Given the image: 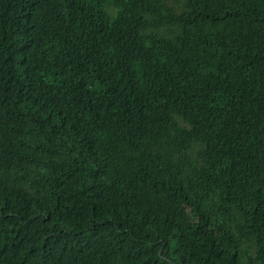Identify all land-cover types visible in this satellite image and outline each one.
Listing matches in <instances>:
<instances>
[{
  "label": "trees",
  "instance_id": "obj_1",
  "mask_svg": "<svg viewBox=\"0 0 264 264\" xmlns=\"http://www.w3.org/2000/svg\"><path fill=\"white\" fill-rule=\"evenodd\" d=\"M0 264H264V0H0Z\"/></svg>",
  "mask_w": 264,
  "mask_h": 264
}]
</instances>
